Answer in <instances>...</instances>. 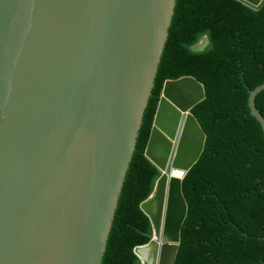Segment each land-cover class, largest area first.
Returning <instances> with one entry per match:
<instances>
[{"label": "water", "instance_id": "95a60500", "mask_svg": "<svg viewBox=\"0 0 264 264\" xmlns=\"http://www.w3.org/2000/svg\"><path fill=\"white\" fill-rule=\"evenodd\" d=\"M260 9L264 0H239ZM177 0H0V264H102ZM264 83L251 90L256 106ZM191 76L163 86L140 264H177L206 133ZM180 172L181 176H175Z\"/></svg>", "mask_w": 264, "mask_h": 264}, {"label": "trees", "instance_id": "16d2710c", "mask_svg": "<svg viewBox=\"0 0 264 264\" xmlns=\"http://www.w3.org/2000/svg\"><path fill=\"white\" fill-rule=\"evenodd\" d=\"M185 76L204 85L192 113L207 139L182 182L188 214L176 263L264 264V131L249 107L264 83V4L239 0H177L102 264H140L134 249L151 240L141 204L160 172L145 152L165 82ZM256 106L264 116V91Z\"/></svg>", "mask_w": 264, "mask_h": 264}, {"label": "rangeland", "instance_id": "374dc122", "mask_svg": "<svg viewBox=\"0 0 264 264\" xmlns=\"http://www.w3.org/2000/svg\"><path fill=\"white\" fill-rule=\"evenodd\" d=\"M200 44H201V45H200ZM206 45H207V39L204 38V39L199 43L200 48H199L198 50H202V49H204V48L206 47Z\"/></svg>", "mask_w": 264, "mask_h": 264}, {"label": "bare ground", "instance_id": "6f19581e", "mask_svg": "<svg viewBox=\"0 0 264 264\" xmlns=\"http://www.w3.org/2000/svg\"><path fill=\"white\" fill-rule=\"evenodd\" d=\"M201 45V44H200ZM175 176H178V177H180L181 176V173L180 172H178V173H176V175Z\"/></svg>", "mask_w": 264, "mask_h": 264}, {"label": "flooded vegetation", "instance_id": "af4514ba", "mask_svg": "<svg viewBox=\"0 0 264 264\" xmlns=\"http://www.w3.org/2000/svg\"><path fill=\"white\" fill-rule=\"evenodd\" d=\"M199 48H200V46H199V45H197V46H196V49H199Z\"/></svg>", "mask_w": 264, "mask_h": 264}, {"label": "clouds", "instance_id": "9594fccd", "mask_svg": "<svg viewBox=\"0 0 264 264\" xmlns=\"http://www.w3.org/2000/svg\"><path fill=\"white\" fill-rule=\"evenodd\" d=\"M199 45V44H198Z\"/></svg>", "mask_w": 264, "mask_h": 264}]
</instances>
